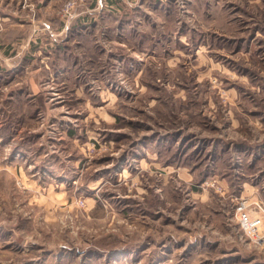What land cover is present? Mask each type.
I'll list each match as a JSON object with an SVG mask.
<instances>
[{"label": "rangeland", "instance_id": "rangeland-1", "mask_svg": "<svg viewBox=\"0 0 264 264\" xmlns=\"http://www.w3.org/2000/svg\"><path fill=\"white\" fill-rule=\"evenodd\" d=\"M66 1L0 0V40L18 51L0 63V264H254L228 251L234 238L264 251L234 215L253 202L237 167L264 135V0H106L115 14L85 31L93 53H75L113 74L57 103L27 88L33 44L52 38L31 20L69 22Z\"/></svg>", "mask_w": 264, "mask_h": 264}, {"label": "crops", "instance_id": "crops-1", "mask_svg": "<svg viewBox=\"0 0 264 264\" xmlns=\"http://www.w3.org/2000/svg\"><path fill=\"white\" fill-rule=\"evenodd\" d=\"M92 1L93 0L76 5L73 10V16L70 18L69 22L55 20L51 16H47L46 18H42L41 16L32 18L31 24L33 25V29L42 30L43 33L47 31V33L52 36V38L49 40L37 38L38 40H36V44H33L37 46L35 49V53L37 54V66L34 70L36 75L35 78H32L33 80L31 81L30 86L27 87L32 89V94L53 95L55 96V102L62 103L63 100L58 99L60 96H64L66 94H81L82 91L83 93L85 91L93 92L94 89H101L102 91L103 87L97 85V80H100L99 83L102 84L103 79H106L110 76V74H113L112 69L110 72L109 70H100V73H97V71H94L92 68V60H88L89 58L80 60L81 57L77 59V53H75L77 48H82L84 52H87V56L90 53H93L90 51V47H92V40L85 38V36L88 34L85 31L87 30L91 19L95 20L96 16L105 15L108 17L115 14L113 13L112 9L109 8L108 2L106 0H95V2ZM22 7H26V4L23 3ZM20 17L21 18L18 19V21L21 22L20 26H27L29 19L24 11H20ZM114 17L117 21H119L120 16ZM1 19L4 18L2 17ZM2 24L4 28L7 29L8 25L4 22H2ZM10 24L11 23H9V25ZM107 27L113 26L112 24H108ZM115 28L121 32L125 31V26L121 23ZM11 29L14 30L15 28L12 26ZM25 30H27V28ZM39 36L40 34H38V37ZM30 41L31 40L28 38L20 40V45L18 46H20L22 49L20 55L18 56L19 59L24 57V53L28 54V50H24V48L28 49L30 47ZM114 43L117 44L116 48H119V50L125 49L126 44L123 39H118V41H114ZM128 43L135 45V48L141 47L144 44V42L141 41L138 45L135 43L134 38H132ZM14 45H16V43L13 40H8L5 42L0 40V63L2 61L7 63H9V61L13 62V57L17 56L18 51L13 56H9L6 53L5 47H14ZM110 58L112 59L114 66H116L115 72L119 74V71H122L123 68L124 56L117 54L115 56H111ZM50 62L52 63L51 69L48 66ZM40 71L45 72V85H41L39 81L37 82V78L40 76ZM34 79H36V83L34 82ZM236 126L237 122L235 120L234 128ZM262 128L264 131V124H262ZM246 149L248 150L246 154L247 157L245 158L246 163L245 165L237 167V169L241 170L240 173L245 175V178L242 179L239 196H245L253 202H260L264 206V135L262 138L257 137L254 144H248ZM243 168L246 169L245 172H242ZM262 228L264 231V227ZM234 239H236L234 242L235 246L233 244L234 247L229 249L228 254L231 253L230 255H232L233 252L234 254L239 255L241 258L246 255L248 263L264 264V251H260L258 249L255 250L253 247H245L240 242H238L237 238ZM2 264L12 263L5 261ZM19 264L23 263L21 262ZM34 264H39L38 255L36 256V261Z\"/></svg>", "mask_w": 264, "mask_h": 264}, {"label": "built area", "instance_id": "built-area-1", "mask_svg": "<svg viewBox=\"0 0 264 264\" xmlns=\"http://www.w3.org/2000/svg\"><path fill=\"white\" fill-rule=\"evenodd\" d=\"M76 2V0H67L59 11L60 15L70 18ZM249 206L252 207L249 208ZM234 215L239 228L250 241L257 244L264 242V231L261 229L264 220V206L260 202H239L235 208Z\"/></svg>", "mask_w": 264, "mask_h": 264}, {"label": "bare ground", "instance_id": "bare-ground-1", "mask_svg": "<svg viewBox=\"0 0 264 264\" xmlns=\"http://www.w3.org/2000/svg\"><path fill=\"white\" fill-rule=\"evenodd\" d=\"M56 92V91H55ZM53 94H55V93H53ZM56 95V94H55ZM59 98V97H58Z\"/></svg>", "mask_w": 264, "mask_h": 264}]
</instances>
